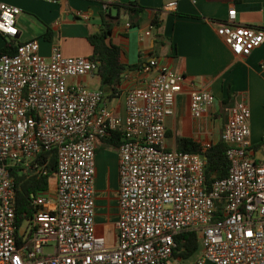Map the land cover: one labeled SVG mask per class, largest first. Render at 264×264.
<instances>
[{
	"label": "built area",
	"instance_id": "2783aa9c",
	"mask_svg": "<svg viewBox=\"0 0 264 264\" xmlns=\"http://www.w3.org/2000/svg\"><path fill=\"white\" fill-rule=\"evenodd\" d=\"M117 1L102 0L101 8ZM175 7L171 1L162 9ZM20 13L0 1V36L8 42L19 33ZM235 20L230 10L217 34L235 56L246 57L263 43L264 30ZM158 66L157 58L144 65L143 72L156 73L126 94L122 115L104 91L69 82L96 71L87 57L65 56L58 45L41 55L37 40L0 55V264H168L174 236L192 230L202 249L191 264H264V137L251 149L248 104L236 100L230 108L222 131L228 173L207 185L209 144L197 152L165 147V119L184 76ZM214 102L208 90L189 92L194 118ZM113 132L121 137L110 245L96 232L95 152L97 140ZM43 150L56 153L54 194L37 191L34 211L18 224L10 169L46 173L36 160Z\"/></svg>",
	"mask_w": 264,
	"mask_h": 264
},
{
	"label": "crops",
	"instance_id": "0c3cea01",
	"mask_svg": "<svg viewBox=\"0 0 264 264\" xmlns=\"http://www.w3.org/2000/svg\"><path fill=\"white\" fill-rule=\"evenodd\" d=\"M0 1L21 9L16 19L19 33L11 42L37 40L39 53L44 56L58 45L65 56L89 57L92 46L87 37L100 30L101 13L115 17L109 40L120 48L121 61L133 68L125 70L114 89L103 86L95 72L70 78L69 82L104 91L109 106L122 115L126 94L143 87L156 73L155 69L142 71L151 58H157L158 68L183 74L173 114L165 119L167 149L179 150L181 139L192 140L199 150L218 142L236 100L248 104L251 149L260 148L264 137V41L248 56L238 57L217 34V26L225 23L228 12L234 10L236 23L264 30V0H118L106 10L101 8L102 0ZM171 1L176 2L175 10H163V5ZM131 6L138 10L133 14L138 17L136 25L130 24ZM146 31L149 35H145ZM7 43L0 36V50ZM192 89L208 90L215 96L213 105L200 118L190 114ZM111 149L104 140H97L96 173L106 176L107 184L101 192L107 208L102 205L103 197L98 196L96 232L105 236L110 245L116 242L119 194L118 153ZM180 261L170 257L168 264H184Z\"/></svg>",
	"mask_w": 264,
	"mask_h": 264
},
{
	"label": "trees",
	"instance_id": "16d2710c",
	"mask_svg": "<svg viewBox=\"0 0 264 264\" xmlns=\"http://www.w3.org/2000/svg\"><path fill=\"white\" fill-rule=\"evenodd\" d=\"M130 24L136 25L138 17L133 14L138 10L131 6L129 8ZM133 12V13H132ZM136 18V19H134ZM115 17L109 14L101 13L100 30L94 32L87 37L92 46L89 58L93 62H97L95 73L99 76L103 86L112 87L113 89L120 83L121 76L127 66L121 61V50L109 40L111 28L114 24ZM16 51V44L9 42L1 50L0 55L7 53L13 54ZM120 132H113L109 136L102 138L107 145L113 149H117L120 144ZM181 151L197 152L199 145L190 139H181ZM226 144L222 139L211 145L205 152V183L209 185L216 179L223 178L227 175L229 169V161L226 156ZM56 153L51 151H40L37 162L44 166L46 173H30L20 168H11L10 173L15 182V213L18 224L22 219L34 211L32 197L39 190H46L50 186V179L55 178L56 172ZM176 243L171 258H179L181 260L188 259L200 249V238L198 233L192 231H182L174 236Z\"/></svg>",
	"mask_w": 264,
	"mask_h": 264
},
{
	"label": "rangeland",
	"instance_id": "374dc122",
	"mask_svg": "<svg viewBox=\"0 0 264 264\" xmlns=\"http://www.w3.org/2000/svg\"><path fill=\"white\" fill-rule=\"evenodd\" d=\"M111 150L114 151V149H111ZM105 177H106L105 174H103L101 172L96 173V176H95V204H96V207L98 204V196H102L103 201H104L102 205L104 206V208H107V200L105 199L104 192L103 193L101 192V190H103L107 184V180ZM55 179L56 178L50 179V186L48 188V191L51 193V195L54 194ZM105 205H106V207H105ZM96 210H97V208H96ZM201 249H202V244L200 243V249L195 254H193V256H191L188 259H183L180 262L184 263V264L194 262L199 257Z\"/></svg>",
	"mask_w": 264,
	"mask_h": 264
}]
</instances>
